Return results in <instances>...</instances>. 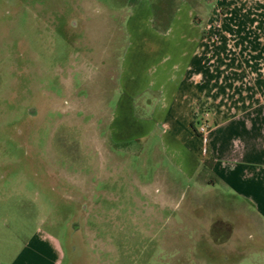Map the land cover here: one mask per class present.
<instances>
[{"label": "rangeland", "instance_id": "rangeland-1", "mask_svg": "<svg viewBox=\"0 0 264 264\" xmlns=\"http://www.w3.org/2000/svg\"><path fill=\"white\" fill-rule=\"evenodd\" d=\"M188 27L189 42L200 40L195 31L207 45L227 41L238 66L211 63L212 47L203 53L219 71L214 84L185 66L176 44ZM234 44L256 58L252 70ZM183 75L189 90L204 85L203 110ZM261 77L264 0H0V264L36 241L30 264H53L52 245L60 264H261L255 253L211 248L219 219L251 233L246 205L214 163L191 175L183 166L188 151L205 160L213 113L260 100L250 91ZM125 79L141 92L143 126L121 117L117 139ZM161 92L171 108L158 105ZM189 110L201 113L192 120Z\"/></svg>", "mask_w": 264, "mask_h": 264}, {"label": "crops", "instance_id": "crops-1", "mask_svg": "<svg viewBox=\"0 0 264 264\" xmlns=\"http://www.w3.org/2000/svg\"><path fill=\"white\" fill-rule=\"evenodd\" d=\"M194 30H192V32ZM189 32V27L186 28V32L182 31L181 34L184 36L181 37V39L184 40L176 44L179 46L178 49L180 50L179 59L185 56V66L187 64H191L198 75H205L206 79L210 78L214 84L215 80L218 78L215 76H218L217 74L219 71L216 70L215 74H212V72H210L207 67H205V64L210 66V59L206 58L207 53H203V51L205 50H211V47L213 49V59L211 63L217 61L218 65H220L223 61V63L227 62V64H225V67H231L234 64L238 66L239 60H237L236 54L231 53L230 50L229 52H227V41L215 43L216 45L214 43L207 45L203 42V40H201L202 35L200 36L198 31H195V33H197L198 39L200 38V40L189 42V38H186ZM185 39L188 42L185 41ZM136 46L137 45L135 44L130 45L125 58L126 62L128 61L129 63L131 57L136 56V54L134 53V51L138 48H136ZM146 46H150L148 56H151L153 53H155V50L151 48L152 44H146ZM234 46H236L238 49L240 60L243 61V64L248 67V69L252 70V65L254 63L253 60H256V58H253V54H251V52L247 50L248 48H246V46H242L244 48L240 47V44H234ZM260 61H262L261 58ZM125 66H127V68L130 67H128V65ZM129 71L131 70L129 69L127 72ZM125 72L126 71H124V73ZM210 75H212V77ZM159 77H161V82L166 79L164 73H162ZM263 78L261 77L260 81L258 82V87L260 88L256 87V89L250 91L252 96L255 95L256 97H260L259 101H257L255 104L253 103L252 105H246L244 107H238L236 105H234L233 107H229L227 109L229 116H223L221 114L217 115L218 112L216 111L215 113H213L211 124L206 122L208 124V132L203 136L200 149L201 156L205 158V160H199L192 154V152L188 151V154L183 161V166L187 168L190 175L199 168L201 161L204 164L209 162L214 163L212 165V169L217 173L220 181H222L224 185H226L231 191H233L246 205V208H244V218L248 228L251 230V233H248L246 237L242 238L241 235L236 233V229L233 224H231L229 221H223L219 219L218 221H214L212 224H215V233H210V237L209 239H207L211 244V248L222 251L221 248L223 246H228L230 247L229 252L225 253L233 254V256L238 257H244L246 251L251 252L252 254L255 253L256 256L261 258V264H264ZM182 80V85H186V88L184 87V91H189L186 96L190 95L193 98L195 96L196 102H200L199 110H203L205 96V91L203 90L204 85L201 84L199 87H197L196 85L195 90L193 89V91L189 90V88L191 87L188 82L190 81L184 79V75ZM123 84V92L118 100L111 126L112 136H115L117 139H120V133L123 129L121 128L122 124H120L119 122V120H121V117H125V119L131 121L132 124H136L137 128L143 126L140 121L134 119L136 99L141 92L139 89H137V87H135L134 81L125 79L123 81ZM213 84L212 86H214ZM159 86L161 87L162 83ZM221 90L223 92L225 91V89ZM163 95H166V93L161 92L160 97L162 96L163 99L159 100L158 105L164 106L166 108H171L173 104L170 105L167 101H165L166 96ZM144 104L151 106L150 99L145 100ZM199 110L197 114H194L189 110L192 120L194 119V117L201 113H199ZM187 119V122L192 121L188 117ZM128 129H130V127ZM225 227H228L227 236L226 232H224ZM222 241L225 242L222 244ZM41 248L42 247L40 243H38L37 241L33 242L31 244V247L30 245L27 246L20 253L14 264H30V262H32L34 259L38 260V257L41 256V254H39V250H41ZM52 249L55 253L53 264H60L61 251L59 250V247L57 248L55 245H52ZM31 257L33 258V260ZM29 258H31V260H29ZM194 264H203V262H201V260H199V258L197 257L195 258Z\"/></svg>", "mask_w": 264, "mask_h": 264}, {"label": "built area", "instance_id": "built-area-1", "mask_svg": "<svg viewBox=\"0 0 264 264\" xmlns=\"http://www.w3.org/2000/svg\"><path fill=\"white\" fill-rule=\"evenodd\" d=\"M202 131H204V129H202Z\"/></svg>", "mask_w": 264, "mask_h": 264}]
</instances>
